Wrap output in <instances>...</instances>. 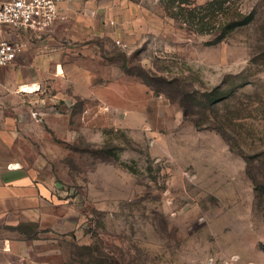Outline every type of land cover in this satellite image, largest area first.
Instances as JSON below:
<instances>
[{
    "label": "rangeland",
    "instance_id": "374dc122",
    "mask_svg": "<svg viewBox=\"0 0 264 264\" xmlns=\"http://www.w3.org/2000/svg\"><path fill=\"white\" fill-rule=\"evenodd\" d=\"M209 1L68 4L70 67L98 87L78 134L42 142L53 264H264V0H231L253 19L216 44L223 14L180 9Z\"/></svg>",
    "mask_w": 264,
    "mask_h": 264
},
{
    "label": "crops",
    "instance_id": "0c3cea01",
    "mask_svg": "<svg viewBox=\"0 0 264 264\" xmlns=\"http://www.w3.org/2000/svg\"><path fill=\"white\" fill-rule=\"evenodd\" d=\"M68 4H59L60 18L46 31L4 26L0 32V39L25 43L12 64L0 68V264H53L56 249L40 234L59 232L65 220L42 142L53 133L65 141L78 134L70 124L83 120L81 100H95L98 87L82 65L70 67V57L82 53L75 43L81 36L67 25ZM30 224L32 236L21 227L30 231Z\"/></svg>",
    "mask_w": 264,
    "mask_h": 264
},
{
    "label": "built area",
    "instance_id": "2783aa9c",
    "mask_svg": "<svg viewBox=\"0 0 264 264\" xmlns=\"http://www.w3.org/2000/svg\"><path fill=\"white\" fill-rule=\"evenodd\" d=\"M74 0H0V32L7 26L15 32L48 30L60 18L59 4ZM119 45L127 44L118 41ZM25 48L19 40L0 39V68L12 64Z\"/></svg>",
    "mask_w": 264,
    "mask_h": 264
},
{
    "label": "trees",
    "instance_id": "16d2710c",
    "mask_svg": "<svg viewBox=\"0 0 264 264\" xmlns=\"http://www.w3.org/2000/svg\"><path fill=\"white\" fill-rule=\"evenodd\" d=\"M232 1L231 0H211L208 2L207 7L203 8L207 10L206 14H203L198 11L199 9H189L184 8L181 6L182 11H187L189 15L192 16L193 19L201 18L203 16H210V18H218L220 14L224 15V19L221 22L216 23L215 20L211 21L207 24H209L210 32L212 33V41L210 43L216 44L219 42H222L224 39H226L229 34H231L236 29H239L247 24H249L253 19V14H247L243 13L242 11H239L238 9H234L231 6ZM36 225V224H35ZM37 226V225H36ZM22 231L26 233H30L32 236V233H35L33 229V224H30V231L29 226L22 225ZM37 235V234H34ZM86 248L89 251H93L94 253L97 252L96 247L93 245L86 246ZM93 253V254H94Z\"/></svg>",
    "mask_w": 264,
    "mask_h": 264
},
{
    "label": "bare ground",
    "instance_id": "6f19581e",
    "mask_svg": "<svg viewBox=\"0 0 264 264\" xmlns=\"http://www.w3.org/2000/svg\"><path fill=\"white\" fill-rule=\"evenodd\" d=\"M26 90H33L35 88V86H25L24 87Z\"/></svg>",
    "mask_w": 264,
    "mask_h": 264
}]
</instances>
